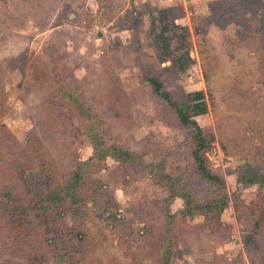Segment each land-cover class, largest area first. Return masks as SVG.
<instances>
[{"label": "rangeland", "instance_id": "obj_1", "mask_svg": "<svg viewBox=\"0 0 264 264\" xmlns=\"http://www.w3.org/2000/svg\"><path fill=\"white\" fill-rule=\"evenodd\" d=\"M167 7L190 43L192 64L175 79L148 37ZM144 75L174 99L204 92L207 112L195 121L212 135L206 162L225 184L220 228L180 218L178 199L168 228L165 189L106 159L95 176L118 209L113 220L87 204L86 264H264V188L237 183L247 169L264 172V0H0V124L19 143L29 134L59 176L89 156L83 120L56 94L65 88L92 111L105 145L162 162L209 196L191 177L185 133ZM25 153L33 163L35 152ZM0 264H27L1 233Z\"/></svg>", "mask_w": 264, "mask_h": 264}, {"label": "trees", "instance_id": "obj_2", "mask_svg": "<svg viewBox=\"0 0 264 264\" xmlns=\"http://www.w3.org/2000/svg\"><path fill=\"white\" fill-rule=\"evenodd\" d=\"M148 37L158 63L168 62L164 69L170 71L172 79L183 74L192 64L188 32L173 23L168 7L156 12ZM46 75L44 71L43 78ZM143 80L150 92L171 111L176 127L185 133L190 148L191 177L210 187V195L199 199L189 186L190 177L167 173L162 162H145L139 153L117 145H105L92 111L76 93L59 88L57 96L62 97L83 120L82 135L90 147L89 156L78 160L67 175L55 173L29 134L21 144L8 128L0 124V233L27 264H42L43 260L51 264L88 262L82 228L87 204L90 203L95 214L105 217V213H109L108 217L113 220L118 209L105 185L95 176L106 159L130 173H146L153 184L165 189L167 195L160 202L165 204L168 228L175 214H170L167 206L175 199L181 201V208L176 212L180 218L200 217L205 223L220 228L219 216L226 207L225 184L210 171L206 162L205 153L211 147L212 135L195 121L196 117L207 112L204 92L199 89L187 91L174 99L157 77L144 75ZM9 144L17 151L13 156H10ZM29 151L37 155L33 163L24 156ZM237 183L242 187L256 185L264 188V172L247 169ZM164 256L162 254L158 260Z\"/></svg>", "mask_w": 264, "mask_h": 264}]
</instances>
